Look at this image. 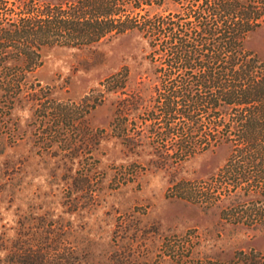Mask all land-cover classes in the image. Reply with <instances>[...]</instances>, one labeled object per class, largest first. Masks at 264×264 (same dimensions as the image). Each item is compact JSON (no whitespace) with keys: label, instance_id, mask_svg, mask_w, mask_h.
I'll return each mask as SVG.
<instances>
[{"label":"rangeland","instance_id":"rangeland-1","mask_svg":"<svg viewBox=\"0 0 264 264\" xmlns=\"http://www.w3.org/2000/svg\"><path fill=\"white\" fill-rule=\"evenodd\" d=\"M136 1L149 14L177 10ZM244 46L264 60V25ZM147 53L136 31L40 51L33 76L52 110L21 97L0 131V264H264V196L248 206L259 215L236 222L226 204L176 193L212 179L229 149L176 163L155 148Z\"/></svg>","mask_w":264,"mask_h":264},{"label":"trees","instance_id":"trees-1","mask_svg":"<svg viewBox=\"0 0 264 264\" xmlns=\"http://www.w3.org/2000/svg\"><path fill=\"white\" fill-rule=\"evenodd\" d=\"M175 2L177 10L163 15L136 0H0V131L21 97L52 110L33 76L42 49L88 47L136 31L156 81L143 120L155 148L176 163L229 149L212 179L180 182L176 193L203 207L226 204L222 216L230 221L257 216L248 206L264 196V60L244 43L264 25V0Z\"/></svg>","mask_w":264,"mask_h":264}]
</instances>
